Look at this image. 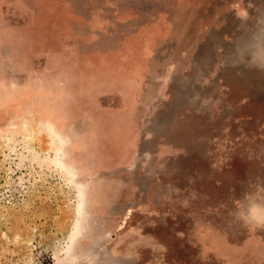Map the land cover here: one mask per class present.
<instances>
[{"label":"rangeland","instance_id":"1","mask_svg":"<svg viewBox=\"0 0 264 264\" xmlns=\"http://www.w3.org/2000/svg\"><path fill=\"white\" fill-rule=\"evenodd\" d=\"M0 264H264V0H0Z\"/></svg>","mask_w":264,"mask_h":264}]
</instances>
